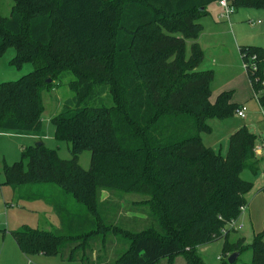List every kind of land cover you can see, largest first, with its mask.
Masks as SVG:
<instances>
[{
  "label": "trees",
  "instance_id": "obj_1",
  "mask_svg": "<svg viewBox=\"0 0 264 264\" xmlns=\"http://www.w3.org/2000/svg\"><path fill=\"white\" fill-rule=\"evenodd\" d=\"M11 1L9 16L0 14V56L12 47L10 64L30 63L33 70L0 83V130L39 132L43 93L75 76L69 82L75 96L51 118L72 158L40 140L3 166V184L17 201L47 203L60 222L53 230H12L20 251L80 264L163 258L172 264L180 255L186 264H206L197 247L224 238L225 252L249 248L251 264H264V232L246 247L244 238L230 242L226 229L247 206L251 184L241 173L256 169L258 136L247 126L237 129L226 156L202 137L210 119L241 107L232 102L233 91L212 102L214 72L199 69L200 19L219 0ZM230 2L236 9L264 8V0ZM240 52L251 62L247 73L264 108V47ZM84 151L91 152L89 169L80 164ZM129 194L142 198L126 201Z\"/></svg>",
  "mask_w": 264,
  "mask_h": 264
},
{
  "label": "rangeland",
  "instance_id": "obj_2",
  "mask_svg": "<svg viewBox=\"0 0 264 264\" xmlns=\"http://www.w3.org/2000/svg\"><path fill=\"white\" fill-rule=\"evenodd\" d=\"M11 6V0H0V14L9 16ZM210 11L211 14L202 21V26L204 27L198 37V41H201L200 46L204 51V57L199 69L214 72L212 89L215 85L223 84L226 81L230 82L231 80L232 82L233 80L238 82L239 87H241L245 67L238 46L255 45L264 47V8L236 9L235 14L231 16V23L228 20L219 22L216 10L210 7ZM235 18H239L238 24L235 23ZM258 20H261L262 24H257ZM241 21L243 22L241 23ZM233 26L236 29L241 27L243 30L242 34L238 33L239 41L237 42L238 45L235 43L236 46L233 41L235 36L233 34L228 35V31L232 33ZM214 36L220 41L215 40ZM219 42H222V46L217 47L216 45ZM191 43L192 40H188V56L191 54ZM225 43H227V46H225ZM204 44H207V47L204 48ZM14 55V48L8 47L0 56V83L16 80L33 70V66L30 63H26L20 68L11 65L10 60ZM241 73L242 76H240ZM72 79H75V76L70 73L65 79L54 82L50 90L43 93L44 111L42 113V128L39 132L0 130V264H80L79 262H63L59 256L25 255L20 251L11 234L12 230L21 226L53 230L60 227L59 218L53 208L47 203L42 201H17L12 188L3 184L4 164H12L20 160L22 147L34 142L42 140L48 147L58 150L61 158H72L69 144L55 138L54 126L51 122V118L62 111L65 102L75 96V93L69 87V82ZM246 115L245 119L238 117L237 114L225 119H210L211 131L202 135L204 144L213 148L217 154L226 156L231 132H235L243 126H247L252 133L262 136L261 139H263L264 108L261 109L256 99L253 98L248 104ZM259 142L260 140H258L256 145ZM263 155L264 151L262 154L255 152L253 166L256 169H245L242 171V178L251 184L250 190L245 195L247 206L237 219L236 228L229 225L226 227V229L230 230L227 239L230 242H235L239 238H244L246 247H250L256 234L264 232V157H261ZM79 160L85 169H89L91 166V152L84 151L80 154ZM106 194L104 193L103 195ZM141 198V195L136 194L124 196L126 201L140 200ZM127 214L129 216L145 217L144 214L140 213L128 212ZM145 226L147 225H142L139 228H144ZM124 243L117 251V255L126 249L127 243L125 241ZM224 246L225 239L221 238L211 243L200 245L197 247V253L201 255L206 264H251L252 251L249 248L244 249L234 263H230L229 258L234 252H225ZM176 259H178V264H186L185 255L175 257L172 264H175ZM156 264H169V259L163 258Z\"/></svg>",
  "mask_w": 264,
  "mask_h": 264
},
{
  "label": "crops",
  "instance_id": "obj_3",
  "mask_svg": "<svg viewBox=\"0 0 264 264\" xmlns=\"http://www.w3.org/2000/svg\"><path fill=\"white\" fill-rule=\"evenodd\" d=\"M216 5H217V7H216ZM210 7L212 8V9H215L216 10V16L218 17V20H219V22H225V20L226 19H222V18H220L219 17V15H220V13L223 11V9H222V7L220 6V4L218 3V2H214V3H212V4H210L209 6H208V10H209V14L207 15V16H209L210 14H211V11H210ZM236 12V11H235ZM235 14V13H234ZM207 16H204L203 18H201L200 19V22L202 23V21L204 20V18L205 17H207ZM231 19L232 18H230V20H228L230 23H231ZM238 19L239 18H235V23H237L238 24ZM243 21H241V23H242ZM257 24H262V21L261 20H258V22H257ZM204 27V26H203ZM232 33H231V31H228V35L229 34H233L234 36H235V40H234V38H233V41H234V45H235V43H236V45H238L237 44V42L239 41V35H238V33L239 34H242L243 32V30H242V28L241 27H239L238 29H236V27H232ZM203 31V30H202ZM214 38H215V40H218V41H220L219 39H217V37L216 36H214ZM202 40V39H201ZM197 42L200 44V42L198 41V39H197ZM202 42H203V40H202ZM205 43V42H204ZM227 43H225V46H227L226 45ZM235 45V46H236ZM217 47L218 46H222V42H219L217 45H216ZM242 45H240V46H238V48L240 49V47H241ZM204 48L205 47H207V44H204V46H203ZM240 76H242V73L240 74ZM247 76V77H246ZM243 78H242V86L241 87H239V83L238 82H236L235 80H233V82H232V80L230 81V82H224L223 84L221 83V84H219V85H215V87L212 89V96H211V101L212 102H215V100H216V98H217V96L221 93V92H223V91H233V96H232V102H234V103H237V104H239V105H241V106H243V105H245L246 106V108L248 107V104H250V102L253 100V98L254 99H256L257 100V102L259 103V101H258V98H257V96L255 97V95H256V93H255V91H254V88H253V86H252V83H251V81H250V78H249V76H248V73H247V71H246V69H245V73L243 74V76H242ZM242 90V91H241ZM259 105H260V107H261V109L263 108L262 106H261V104L259 103ZM237 114V113H236ZM237 116L238 117H240L238 114H237ZM246 117H247V115H246ZM245 117V118H246ZM242 118V117H241ZM245 118H242V119H245ZM241 128V127H240ZM233 132H231V134H232ZM230 134V135H231ZM230 137V136H229ZM261 137L262 136H258V140H261ZM261 157H264V155L263 156H261ZM54 211V210H53ZM43 255V254H42ZM62 260V259H61ZM63 261V260H62ZM63 262H66V261H63ZM184 262V261H183ZM175 264H178V259H176V261H175Z\"/></svg>",
  "mask_w": 264,
  "mask_h": 264
},
{
  "label": "built area",
  "instance_id": "obj_4",
  "mask_svg": "<svg viewBox=\"0 0 264 264\" xmlns=\"http://www.w3.org/2000/svg\"><path fill=\"white\" fill-rule=\"evenodd\" d=\"M218 3L220 4V6L222 7L223 11L220 13L219 17L222 18V19H226V20H230L232 14L235 13L236 11V7L234 5H232V3L230 2V0H219ZM256 59V56H253L251 58V60H255ZM243 63H244V67L247 71V69L250 67V63L251 62H248L247 60H243ZM252 68L253 69H257V66L252 63L251 64ZM246 111H247V108L245 105L241 106L240 108L237 109L236 113L242 117V118H245L246 117ZM264 151V138L260 140L259 144L255 146V152L257 154H262ZM246 208L243 207L242 208V212L244 211V209ZM236 223H237V219L236 220H233L231 221L230 223H228V225L230 227L234 226L236 228ZM226 231H224L225 233Z\"/></svg>",
  "mask_w": 264,
  "mask_h": 264
},
{
  "label": "water",
  "instance_id": "obj_5",
  "mask_svg": "<svg viewBox=\"0 0 264 264\" xmlns=\"http://www.w3.org/2000/svg\"><path fill=\"white\" fill-rule=\"evenodd\" d=\"M41 143V141H37L36 142V144H40ZM240 255V253L239 252H234L231 256H230V258H229V262L230 263H234L235 262V260L237 259V257Z\"/></svg>",
  "mask_w": 264,
  "mask_h": 264
}]
</instances>
